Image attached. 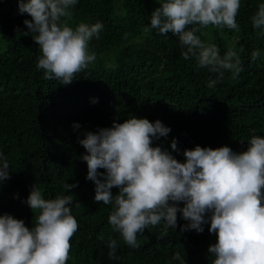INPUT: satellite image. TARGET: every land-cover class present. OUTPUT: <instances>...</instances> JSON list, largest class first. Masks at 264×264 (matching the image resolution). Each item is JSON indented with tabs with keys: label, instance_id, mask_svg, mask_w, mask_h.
<instances>
[{
	"label": "trees",
	"instance_id": "obj_1",
	"mask_svg": "<svg viewBox=\"0 0 264 264\" xmlns=\"http://www.w3.org/2000/svg\"><path fill=\"white\" fill-rule=\"evenodd\" d=\"M260 3L264 0H241L238 32L209 26L197 33L202 41L216 44L221 55L235 50L244 69L236 79L225 71L224 80L209 88L217 74L198 67L194 57L184 59L186 49L178 37L145 31L158 0H78L62 21L73 28L99 21L103 29L89 44L96 60L69 85L45 79L36 67L39 46L31 34L15 30L27 31L23 20L31 17L18 14L17 0H0V153L7 157L10 174L0 186V214L32 227L36 214L22 201L36 183L46 199L73 197L70 207L79 227L66 264H179L172 260L176 252L186 264H211L210 225H204L203 233L180 232L186 221L179 213L176 229L161 235L162 225L150 226L138 235L140 246L129 248L108 223L112 205L94 201L95 186L86 179L85 149L78 136L135 115L171 128L153 146L172 151L170 142L176 138L180 152L172 154L180 161L183 150L196 145L245 151L252 135L264 137V37L251 23ZM256 49L261 55L252 61ZM73 123L81 127L74 131ZM65 183L78 187L68 192ZM110 237L119 245L117 259L108 255Z\"/></svg>",
	"mask_w": 264,
	"mask_h": 264
},
{
	"label": "clouds",
	"instance_id": "obj_2",
	"mask_svg": "<svg viewBox=\"0 0 264 264\" xmlns=\"http://www.w3.org/2000/svg\"><path fill=\"white\" fill-rule=\"evenodd\" d=\"M78 0H17L18 14L27 31L17 26V33L31 34L41 55L36 67L45 79H58L69 85L96 60L90 41L103 29L102 22H81L75 28L66 20ZM145 31L158 30L162 36L178 37L184 59L194 57L198 67L217 74L208 81L214 88L225 78V71L236 79L244 70L239 54L229 48L223 55L214 43L197 35L213 26L239 31L236 17L241 0H158ZM252 27L264 37V3L251 17ZM127 38V34L126 37ZM243 51V49H241ZM259 49L251 60L260 57ZM96 101L94 100L93 103ZM73 130L81 125L73 123ZM171 128L160 120L132 115L111 127L80 133L78 143L85 149L81 160L87 164L86 179L94 184V201L112 205L108 223L129 248H138V235L150 226H163L161 235L176 229L178 213L186 221L180 232L195 230L215 234L209 245L211 264H264V137L252 135L245 151L228 146L217 148L196 145L184 149L183 161L172 153L180 152L178 141L170 142L172 151L154 141L167 138ZM243 143V142H242ZM103 170V171H100ZM10 179L7 157L0 153V186ZM78 183H65L66 191ZM118 191L114 194L112 189ZM18 198V194L14 196ZM25 203L33 213L32 227L11 214H0V264H66L70 240L78 230L72 215V195L60 194L46 199L33 183ZM182 204V207L180 206ZM79 205V203H78ZM118 242L109 238L108 255L117 259ZM172 260L186 264L180 252Z\"/></svg>",
	"mask_w": 264,
	"mask_h": 264
},
{
	"label": "rangeland",
	"instance_id": "obj_3",
	"mask_svg": "<svg viewBox=\"0 0 264 264\" xmlns=\"http://www.w3.org/2000/svg\"><path fill=\"white\" fill-rule=\"evenodd\" d=\"M180 206H182V204H181ZM212 235H213V238H212L211 241L208 243V246L211 245V244L216 243L217 237H216L215 234H212Z\"/></svg>",
	"mask_w": 264,
	"mask_h": 264
}]
</instances>
